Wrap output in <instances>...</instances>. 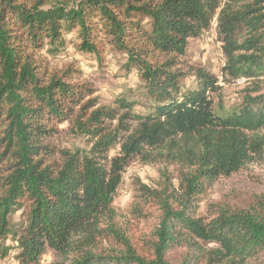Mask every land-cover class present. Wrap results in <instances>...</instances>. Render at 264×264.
Listing matches in <instances>:
<instances>
[{
	"label": "trees",
	"instance_id": "obj_1",
	"mask_svg": "<svg viewBox=\"0 0 264 264\" xmlns=\"http://www.w3.org/2000/svg\"><path fill=\"white\" fill-rule=\"evenodd\" d=\"M247 1L233 8L222 0H0V257L15 249L23 264H36L51 249L60 264H264V195L256 206L220 207L212 218L200 217L196 204L219 178L263 159L264 140L249 134L264 129V94L217 115L216 78L197 69L194 87L184 88L174 69L216 19L224 72L260 73L264 0ZM242 26L249 36L238 42ZM72 32L81 52L100 58L103 34L126 53V68L139 69L152 101L147 113H135L124 96L94 108V90L70 72L48 76L36 55L45 46L58 53ZM67 121L90 136L89 150L52 145ZM152 148L184 171L178 188L150 192L160 213L141 248L117 226L112 203L122 172Z\"/></svg>",
	"mask_w": 264,
	"mask_h": 264
},
{
	"label": "rangeland",
	"instance_id": "obj_2",
	"mask_svg": "<svg viewBox=\"0 0 264 264\" xmlns=\"http://www.w3.org/2000/svg\"><path fill=\"white\" fill-rule=\"evenodd\" d=\"M245 1L222 0L221 6L229 5L234 8L235 4L241 6ZM254 1L256 0L247 2ZM261 4L264 5L263 2ZM262 12L264 14V9ZM262 29L264 30V27ZM248 36L247 28L242 26L235 37L238 42H242ZM97 41L100 58L93 53H84L78 49L75 32L66 35V44L58 53L46 52L45 46L36 57L46 66L49 77L70 72L73 82L90 86L94 92L88 98L97 99L94 108L104 105L113 106L115 99L124 96L133 102L135 113H147L152 101L146 97L144 81L139 69L126 68V53L115 47L105 35L100 34ZM223 45L218 22L214 19L199 38L189 41L186 55L178 58L174 66V69L183 74L181 80L182 84H185L184 88L194 87L197 69H204L216 78L220 89L211 94L213 111L222 116L237 110L246 96L264 94V68L253 77L242 74L232 76L224 72L226 56ZM108 124L111 126L110 129H114L116 121L106 123ZM56 130L58 132L52 140V145L56 149L73 151L77 148L86 150L91 148L90 136L76 129L73 121L57 125ZM249 136L264 140V129L250 133ZM151 151V155L136 157L125 168L112 203L117 226L121 227L133 245L141 248L145 246V239L150 235V230L158 223L157 217L160 213L157 199L150 192L162 193L165 184L178 188L184 171V166L167 157H161L156 148L145 149V152ZM118 153L117 145L109 150L108 158L115 157ZM55 160L57 157H53L50 162ZM262 195H264V155L262 160L257 158L246 163L237 174L221 177L213 185L206 187L198 196L199 201L196 203L198 215L212 218L220 207L256 206L258 198ZM12 218L16 221L20 220V212L14 214ZM11 244L17 246L15 241H11ZM213 247V245L206 246L208 249ZM17 253L18 251L13 249L8 256L0 257V264H23L16 258ZM60 260L61 258L53 250L46 249L36 264H60Z\"/></svg>",
	"mask_w": 264,
	"mask_h": 264
}]
</instances>
